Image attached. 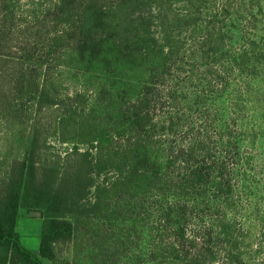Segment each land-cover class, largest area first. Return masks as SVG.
Instances as JSON below:
<instances>
[{
  "label": "trees",
  "instance_id": "1",
  "mask_svg": "<svg viewBox=\"0 0 264 264\" xmlns=\"http://www.w3.org/2000/svg\"><path fill=\"white\" fill-rule=\"evenodd\" d=\"M196 2L47 0L18 23L0 0V78L14 86L0 102L22 116L30 102L48 109L53 134L63 128L75 140L42 162V127L24 119L25 154L0 186V264H54L56 246L91 220L95 264H220L217 255L250 264L246 225L256 217L264 227L260 202L224 166L226 137L185 109L188 94L192 105L208 101L188 93L180 73L217 70L224 58V28L194 18ZM181 4L189 14L173 8ZM59 67L82 83L56 101L45 77ZM22 211L42 214L38 255L21 243Z\"/></svg>",
  "mask_w": 264,
  "mask_h": 264
},
{
  "label": "rangeland",
  "instance_id": "2",
  "mask_svg": "<svg viewBox=\"0 0 264 264\" xmlns=\"http://www.w3.org/2000/svg\"><path fill=\"white\" fill-rule=\"evenodd\" d=\"M46 1L5 0L10 8L15 7L18 23L27 20L30 15L28 7L32 9ZM195 4L194 18L201 15V21L208 25L215 24L224 28V58L222 63L216 64L217 70L204 68L196 71L187 66L180 73V77L187 81L184 84L185 90L208 101L207 108L192 105L195 96L192 98L188 94L191 99L185 109L190 115L195 113L198 118L207 119L213 125L212 128H207L211 131L210 134H223L226 137L225 142L230 147L224 150V166L235 172V183L251 185L250 197L260 202V215H264V0H197ZM173 8L185 15L189 14L192 7L181 4L174 5ZM197 9L200 14L195 12ZM9 79L10 77L0 78V91L3 93L14 90ZM45 81V88L51 98L61 101L79 93L82 78L74 69L59 67L45 77ZM7 104L6 100L0 102V111H5L0 113V186L5 182L3 179L8 174L11 162L25 154L28 133L27 130L24 131V119L27 127L28 121L30 125L38 123L42 127L41 141L45 137L47 139L41 152L42 162L54 153L64 155L75 141L73 135H68L63 128H59L56 135L53 134V123L57 115L55 117L48 109L44 108L38 113L30 102L25 106L27 113L22 116L25 110L20 113L7 111ZM191 107L193 111H190ZM216 125L220 127L217 130L213 129ZM28 216L26 213L25 217L29 218ZM96 227L95 220L79 225L71 242L56 246L54 264L100 263L99 257L91 260L89 252L94 246L92 238ZM246 232L248 262L264 264V227L260 220L250 218ZM87 246H90L89 249ZM218 258V261H222L220 264H224L223 256L217 255L216 259Z\"/></svg>",
  "mask_w": 264,
  "mask_h": 264
},
{
  "label": "crops",
  "instance_id": "3",
  "mask_svg": "<svg viewBox=\"0 0 264 264\" xmlns=\"http://www.w3.org/2000/svg\"><path fill=\"white\" fill-rule=\"evenodd\" d=\"M25 215V213H20V217L17 222V231L20 235V240L24 248L32 254L38 255L42 219L41 217L32 218L29 214V218H26ZM44 264L52 263L44 262Z\"/></svg>",
  "mask_w": 264,
  "mask_h": 264
},
{
  "label": "water",
  "instance_id": "4",
  "mask_svg": "<svg viewBox=\"0 0 264 264\" xmlns=\"http://www.w3.org/2000/svg\"><path fill=\"white\" fill-rule=\"evenodd\" d=\"M29 215L31 217H41L42 216V214L40 212H31V213H29Z\"/></svg>",
  "mask_w": 264,
  "mask_h": 264
}]
</instances>
